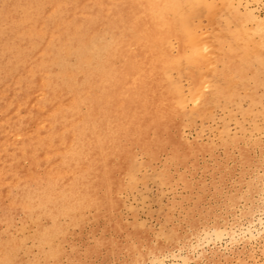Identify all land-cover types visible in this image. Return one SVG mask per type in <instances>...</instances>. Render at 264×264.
I'll return each instance as SVG.
<instances>
[{
	"label": "rangeland",
	"instance_id": "1",
	"mask_svg": "<svg viewBox=\"0 0 264 264\" xmlns=\"http://www.w3.org/2000/svg\"><path fill=\"white\" fill-rule=\"evenodd\" d=\"M219 1L169 20L159 91L142 102L156 98L157 112L115 143L125 100L113 104L99 82L74 83L90 72L75 68L76 55L46 63L60 55L61 31L48 21L33 50L47 65L2 82L36 88L0 105V264H264V0H225L228 13ZM110 29L99 32L107 42Z\"/></svg>",
	"mask_w": 264,
	"mask_h": 264
},
{
	"label": "bare ground",
	"instance_id": "2",
	"mask_svg": "<svg viewBox=\"0 0 264 264\" xmlns=\"http://www.w3.org/2000/svg\"><path fill=\"white\" fill-rule=\"evenodd\" d=\"M226 2L227 1L225 2H223V0L221 1V3L224 4V7H227L225 10H227V13H228L229 12L228 9H230V7L228 8V5L230 6V3L227 5ZM202 3H208V2L207 0H93L91 4L87 6V5H83L82 0H0V86L2 85L0 88L3 91H5V88L10 89L7 91V93H3L4 99L0 100L2 101L0 105L3 106L6 110H9L12 104L9 99L10 98L9 95L31 97L35 93L36 86H33V85H28L26 83L22 84L18 82L17 83L12 82V84H9L7 82L2 83L3 81H6L7 78H10L16 75L17 74L16 71L18 70V68H21V70L24 71L25 75L29 76L33 72V70H35L36 68L40 66V64L43 66L47 65L48 63L50 65H61L62 64L61 61L63 60L64 56L76 55L79 64L75 68L77 70L84 68L83 69L84 71L89 69L90 72H88V76H86V78L73 80L74 83L75 82L82 83L84 81L99 82L100 84L103 85V94L106 97H108L111 101H113L114 102L113 104H116V103L118 104V101H121L123 102V106H124V100H125V107L127 106V110L129 111L120 117H121V121H123L126 124L125 126L126 128L125 129L123 128L115 129L113 131V134L110 137V140L115 143V142H120L123 139V137L125 138V137L133 136L138 131V129L141 128V126L144 127L145 125H148L150 121L154 118V115L157 112L158 107L156 103L157 101L156 98H153L151 101L145 98L148 101L146 106L142 105V102H143V97H146L149 94H153L154 96V93L159 91L157 87L163 77L162 71L168 63L167 57L164 56L163 54V48H164L163 38L165 36H169V32H170V30L168 31V28L166 27L167 23L169 22L171 18H174V19L176 17L183 18V16H186L187 12L190 13L194 11V9L198 7L199 4L202 5ZM210 4L209 6H211ZM79 5H82L83 10L80 8ZM215 5H216V2H215ZM47 7H48V10H46ZM203 7H200L202 8L201 9L202 13H204L203 9L205 10V8ZM231 7L233 6L231 5ZM213 8L215 10V7H212L211 9ZM234 11H236V9ZM220 13L222 12L220 11ZM220 13L218 14V16L220 15L219 17L222 16V14ZM212 14H214L212 16L213 18H215V12L214 13L212 12ZM191 15L193 16L194 13ZM196 15L198 17L200 14H196ZM230 16L228 14L227 18ZM233 18L234 17H231V19ZM184 19L186 20V18ZM218 19L221 20L220 18ZM49 20H51L50 29L53 28L54 30L61 31L58 37V44L60 45L59 47L60 55L49 58L47 60L48 62L46 61L47 63L46 64L45 61L41 62L43 59L39 60L35 57L36 55H34L33 50L38 45L37 43H38L39 38H41L43 35L44 36L47 35L46 30L50 26L48 22ZM123 20H126V21H123ZM177 21L180 22V20H177ZM180 27L178 29L183 31ZM107 28H111L110 29L111 33H117L115 38L111 42H107L106 40H104L102 37L99 36V32L105 31L107 30ZM185 29L187 32V28ZM228 32L229 31H227V33ZM233 32H230V33H233ZM159 34L161 35L162 40L160 37H158ZM187 34L189 36V33ZM54 35L55 34H52V36L55 38L56 36ZM212 37L214 38L215 36H212ZM246 38L242 39L241 37V39L245 41H246ZM229 39L228 40L231 41L232 38H229ZM237 40L239 41L238 37H237ZM166 41L167 43L168 41L171 42L170 40H166ZM224 41H226V39H224ZM235 44H233L234 46H231V47L234 48ZM130 46H131L130 50L127 51V47L129 49ZM199 47H197L196 49H198ZM202 48H204L203 45H202ZM236 48H235V51H237ZM229 49H232V48H229ZM251 49L249 51H251ZM213 51L214 49L209 52L212 53ZM191 53L193 54L194 51H191ZM216 53H219V52H216ZM187 54L189 55V53ZM116 56L126 61V67L124 70L122 69L110 70L109 69L108 67L109 64H113V60L116 59ZM80 64L82 66H80ZM209 66L210 64L208 65V68L211 69V67ZM217 67L219 66L217 65ZM123 72H127V74L125 75ZM74 76L75 74L72 76V78ZM107 77H111V80L114 83L115 82L116 83L112 86H107L106 84H104V81H103V80H107L108 79ZM204 77H205L204 79L206 80L205 74H204ZM202 79H203V76H202ZM66 81L68 82L69 80H66ZM63 82L64 81L61 80L59 82L57 81L54 83L59 84ZM222 84L224 85V83ZM213 86L214 85H212L211 88H213ZM197 90L199 89L197 88ZM183 98L184 97H182L181 100H183ZM196 99L197 97L195 96L194 102H196ZM201 99H203V97ZM69 102L71 101L69 100ZM80 102L81 101H79L78 103L80 104ZM183 102L184 103H182V105L184 107V104H186L185 99ZM214 104H216V102H214ZM139 105L142 107V109L139 107ZM120 106H122V104H120ZM74 110H77V109H74ZM2 129H3V125L0 122V145L4 143L5 141L2 138V135H3ZM72 141H74V139ZM103 144L104 143H102L101 146H103ZM97 175L99 176V173H97ZM97 175L95 177H97ZM95 183H97L96 178H93V179L88 178V182L85 183L87 184L86 189L89 191ZM81 187L83 186L81 185ZM33 194H30V196ZM55 236H57V234ZM51 237L52 236H50V239ZM47 242H49V240Z\"/></svg>",
	"mask_w": 264,
	"mask_h": 264
}]
</instances>
